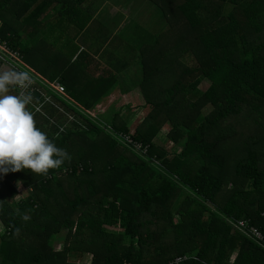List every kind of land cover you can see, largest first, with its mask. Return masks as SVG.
Listing matches in <instances>:
<instances>
[{"label":"trees","instance_id":"obj_1","mask_svg":"<svg viewBox=\"0 0 264 264\" xmlns=\"http://www.w3.org/2000/svg\"><path fill=\"white\" fill-rule=\"evenodd\" d=\"M83 1L0 0V38L19 51L21 71L39 93H22L31 98L27 107L71 157L47 176L25 169L0 177V239L12 247L9 262L82 264L90 256L89 264H264V248L232 225L247 221L264 236V0H147L163 27L133 28L120 39L126 53L137 40L138 87L149 109L133 129L118 113L108 124L90 113L113 78L77 82L70 62L78 47L66 36L84 27L70 12ZM54 3L62 7L53 24L61 43L39 33L47 22L39 15ZM53 82L65 97L49 89ZM42 94L57 107L46 102L36 112ZM166 123L167 139L183 142L179 152L160 145ZM15 183L27 195L9 203L2 190L16 198ZM14 235L34 237L33 250L20 255L16 242L4 241Z\"/></svg>","mask_w":264,"mask_h":264},{"label":"crops","instance_id":"obj_2","mask_svg":"<svg viewBox=\"0 0 264 264\" xmlns=\"http://www.w3.org/2000/svg\"><path fill=\"white\" fill-rule=\"evenodd\" d=\"M55 4L57 3L48 6L49 9L44 13L42 12L39 15V18L43 21H48V17H51V15L55 13V19H58L62 7L59 4L60 7L55 8ZM41 8H43V6ZM72 11L74 12L72 18L77 22V25L82 24L84 26L82 31L78 34L74 31L75 28L71 27L73 28V31L66 36L68 40H71L73 44L78 47V52L70 62V64L75 65L74 69H76V75L80 77L77 82H81L80 80L83 77H88L89 81H92L97 79V77L110 76V78H113V86L110 88L108 95H106L98 106L96 105L95 107L98 108L100 106L101 108L99 109L104 110L105 112L107 110L108 114L110 113L109 116L122 111V105L124 104L131 105L132 107H134V105L138 108L141 107L143 112L147 108L144 106L145 103L138 87L142 68L139 59L140 50H137V40H134L132 43V49H129L127 53L125 52L124 43L120 41L122 37L133 36L132 32L134 29L129 25L130 22L126 26L124 25L125 21H118V19L116 24L111 25L110 23H107L104 18L108 14H104V17H100L101 15H99V13L102 10H98L97 0H84L80 4H74V6L71 7L70 12ZM33 15H35V13ZM23 18L24 17L21 19ZM31 18L35 17H30V19ZM121 21L123 24L120 26ZM55 22H46L41 29L42 31L39 33L45 35L47 33V40L50 42L61 43L62 39L60 38L59 30L54 28L55 25L53 26ZM63 24H65V22H63ZM101 25H103L106 30H101ZM32 29V26H29L28 29L21 28L20 33L25 36L26 32H31ZM41 35L42 34L38 35L37 39H41ZM113 40H115L114 43ZM37 47L40 53L51 51V48L40 50L39 46ZM73 48V45L68 46L63 59H66V56L70 54L69 51L73 50ZM36 52L37 50L34 48L32 50L33 56ZM25 66L29 68L33 76L40 78L29 65L25 64ZM2 71L9 70L6 67H2L0 68V72ZM40 80L44 79L41 78ZM83 82H85V80ZM13 87L14 85L9 86L8 94H14ZM114 100H123V103L121 102L122 104L119 105L115 103ZM126 102L129 103L126 104ZM109 109L111 110L109 111ZM4 239L6 242H16L21 248L20 255L22 256L26 252H31L33 250V248L31 250L29 246V243L35 240L32 236L14 235L6 236ZM54 246L55 249L60 248L59 240L54 241ZM11 248V246L5 244L2 245L0 239V263L5 260L4 264H11L7 258L8 256H11Z\"/></svg>","mask_w":264,"mask_h":264},{"label":"clouds","instance_id":"obj_3","mask_svg":"<svg viewBox=\"0 0 264 264\" xmlns=\"http://www.w3.org/2000/svg\"><path fill=\"white\" fill-rule=\"evenodd\" d=\"M29 79L27 73L0 72V177L25 169L47 176L49 170L71 159L36 126L34 114L27 107L30 96L8 94L10 85L23 86Z\"/></svg>","mask_w":264,"mask_h":264},{"label":"rangeland","instance_id":"obj_4","mask_svg":"<svg viewBox=\"0 0 264 264\" xmlns=\"http://www.w3.org/2000/svg\"><path fill=\"white\" fill-rule=\"evenodd\" d=\"M55 8L60 7L59 3L55 4ZM97 8L98 10H102L99 15L100 17H104V14H108L105 16V21L107 23H110L111 25L117 23L118 21L123 20L124 25L126 26L129 22H131L129 25L132 28H137L143 26V28L153 29L155 27V24L157 23L160 27H163L164 23L162 21V15H160L159 11L150 3L147 2V0H97ZM49 9L48 6L44 7V10L46 11ZM45 11H42L43 13ZM54 11V10H53ZM106 11V12H105ZM99 12V11H97ZM114 13V14H113ZM55 13L49 16L47 22H55L57 19H55ZM166 20V18H165ZM122 22V21H121ZM120 22V26L123 24V22ZM168 24V23H167ZM140 25V26H139ZM169 28V24H168ZM192 57V56H191ZM191 57L184 58L185 61H187L188 64H191L194 66V60ZM82 80L88 81V77H83ZM208 86V83L206 81H200L199 88L201 90H205ZM123 100H114L117 104H122ZM144 101V99H143ZM122 102V103H121ZM129 102H126L128 104ZM98 106V105H97ZM100 106L98 108L93 107V109L90 111L91 115H95L96 117L99 116L101 119H104V123L108 124L109 120L111 119L110 113L108 114L107 110L106 112L104 110H100ZM111 109H109L110 111ZM148 108L145 109L142 112L141 107H137L134 105L132 107L131 105H122V111H119V118L123 122H126L129 124V127L131 129L135 128L141 120L145 117V115L148 112ZM170 130V124L166 123L159 133L157 134V138L160 142V145L162 147H165L166 151L168 152H179L182 148L181 141H179L181 144H173L167 139V133ZM185 133L188 131L186 129H182ZM190 132L187 133L188 136H190ZM16 186V190L18 192V195L16 198H12L9 196V193L6 189L2 190L3 196L6 198V200L9 203L18 202L21 198L26 197L27 193L25 190L20 187L19 183L14 184ZM90 262V256L85 257L82 261V264H89Z\"/></svg>","mask_w":264,"mask_h":264},{"label":"built area","instance_id":"obj_5","mask_svg":"<svg viewBox=\"0 0 264 264\" xmlns=\"http://www.w3.org/2000/svg\"><path fill=\"white\" fill-rule=\"evenodd\" d=\"M21 62H22L21 61V55H20L19 51L11 48L10 45L6 41H4L0 38V66L1 65L6 66L8 68V70H10L11 72L26 73V72L21 71V69H22V66H21L22 63ZM28 76L30 77V79L28 81H26L23 86L18 85V84L16 85L17 91H19L21 94L27 90L31 91V92L33 91V89L31 88V85L33 83L32 77L30 74H28ZM49 87H50L49 89H51L56 95L65 97L64 88L59 83L53 82V83L49 84ZM42 97H43L42 102H40V104L35 107L36 112H40V110L42 109L43 105L46 104V102L53 104L51 97L45 96V94H42ZM54 106L57 107L56 105H54ZM60 111H62V110H60ZM65 115L69 121H72L74 119V117L70 114H65ZM62 129H63V127H62ZM62 129H60V131ZM126 141L128 143H134L129 138H126ZM133 145L136 148L141 149L143 152H146V148L145 147L142 148L140 144H133ZM232 225H233V228H235L236 230L241 232L245 237L251 239L257 245L264 248V236H263L262 232L257 227L252 226V225L248 224L247 221H243V220L234 221L232 223ZM180 261H181V259H176L175 263H178Z\"/></svg>","mask_w":264,"mask_h":264},{"label":"water","instance_id":"obj_6","mask_svg":"<svg viewBox=\"0 0 264 264\" xmlns=\"http://www.w3.org/2000/svg\"><path fill=\"white\" fill-rule=\"evenodd\" d=\"M33 95H34L35 97H37V98L39 97V93L36 92V91L33 92Z\"/></svg>","mask_w":264,"mask_h":264}]
</instances>
